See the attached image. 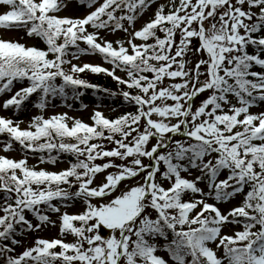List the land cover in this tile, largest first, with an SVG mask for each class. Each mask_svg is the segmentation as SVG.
<instances>
[{"label":"snow or ice","instance_id":"snow-or-ice-1","mask_svg":"<svg viewBox=\"0 0 264 264\" xmlns=\"http://www.w3.org/2000/svg\"><path fill=\"white\" fill-rule=\"evenodd\" d=\"M79 2L90 11L67 17L60 15L65 0H0V28L24 29L47 44L43 50L0 38V96L13 92L14 82H29L2 107L18 112L39 93L35 107L43 111L49 97L66 99L67 88L74 97L83 95L80 89L109 92L79 77L87 70L125 86L128 90L120 94L135 111L109 118L96 110L91 124L67 113L47 119L37 115L27 128H21L23 121L0 116V136L7 137L0 150L12 151L18 142L26 153L47 152L41 163H55L53 152L75 157L69 168L52 172L29 166L27 155L19 160L0 155L4 264H169L157 254V238L167 241L163 249L173 264H264V111L250 112L257 100H264V72L253 70L264 68V34L254 35L264 33V0H166L139 29L137 19L154 0ZM101 30H122L130 38L114 46L100 36ZM81 53H99L112 68L72 63ZM191 55L201 58L189 67ZM165 78L177 82L162 86ZM204 93L206 98L194 107ZM177 136L183 139L174 140ZM105 140L115 147L107 149ZM117 159L122 163L116 164ZM193 169L200 175L190 180ZM224 170L227 175L220 178ZM134 179V185L125 183ZM63 185L78 189L70 193ZM237 194L243 196L238 206L227 212L217 206ZM210 198L217 203H209ZM75 199L83 201L84 210L61 214L58 238H37L12 255L21 244L15 238L17 226L39 231L54 223L48 212H61L53 201L67 208ZM26 212L39 223L27 220ZM229 224L242 230L223 233ZM101 226L111 230L108 238ZM67 233L77 239L66 242ZM211 244L223 247L224 257Z\"/></svg>","mask_w":264,"mask_h":264},{"label":"rangeland","instance_id":"rangeland-1","mask_svg":"<svg viewBox=\"0 0 264 264\" xmlns=\"http://www.w3.org/2000/svg\"><path fill=\"white\" fill-rule=\"evenodd\" d=\"M65 2L67 4V7H65L61 11V13H60L61 16L82 17L88 11H90V9L84 8L83 6L76 4L74 2H70L69 0H65ZM165 2H166V0L154 1L151 4V6L145 10L144 14L137 19V21L134 25L135 29H139L146 21H148L150 18H152L154 16L155 12L157 11L158 5L160 3H165ZM177 2H178V0H177ZM2 11H4V9L2 7H0V12H2ZM165 11H167V8L165 9ZM127 26L128 25L126 24L125 27H127ZM90 31H92V30L90 29ZM131 32H132V29L129 28V33H131ZM129 33H125L122 30L116 31V32H108V31L104 30L103 32L100 33V36L105 38L108 41L114 42V46H117V45H115V41L129 39L130 38ZM21 36H22V34L20 32H17V31L14 32L10 29L0 28V38H2V39L11 40V41L15 42V40H22ZM176 39L179 40V37ZM34 43H35V37L32 38V41H29L30 46H32ZM135 43L139 44V43H141V41L139 39H136ZM200 58H201V55H191L189 57V59H190L189 67L194 66V64L196 62H198V60ZM203 58H205V57H203ZM72 63L78 64L80 66H82L85 63H88V64H92V65H100L102 67L109 68V69L112 68V65L106 63L103 56L99 53H81L79 55V59H73ZM78 75H81V73ZM116 75H119L121 77L126 78L125 73H123L119 70H117ZM57 80L59 82L60 81L62 82V79H60V78H58ZM24 86H28V83H23V84L17 83V85L14 86L13 92L11 94H7L5 96H0V116L12 118L13 120L23 121V123L20 125L21 128H27L28 127L32 117L35 116L36 110L33 108L29 114L16 117L15 116L16 112H14L13 109L5 110L2 107V104H3L4 100H6L7 98H10V96L13 95L15 91L19 90L21 87H24ZM83 98H84V106L86 105V107L83 111L79 110V109H74V108L71 109V108H68V107L63 106V105H61V106L56 105V106H52L49 110H47L48 112H46V114H45L46 118H50L53 115H59V114L67 113L70 118L85 120L87 123L91 124L92 123L91 117L94 114V111L99 110V111L103 112L105 114V116L108 115V109L102 110L100 108H97L95 105L94 98H92L88 92H84ZM232 102L236 103L235 100H233ZM169 103H172V102L169 101ZM262 111H264V100H262L261 102L255 103L254 106L250 108V112H252V113H258V112H262ZM153 118L157 119V117H155V116ZM69 121L71 122V120H69ZM173 122H175V121H173ZM155 143H156V141L153 143V145ZM0 149H2L1 146H0ZM0 155L7 156L9 158H19V155L17 154L16 150H12L10 153H5L4 151L0 150ZM144 163L148 164V163H150V161L146 158V159H144ZM39 169H44V170H48V171H52V172H60L62 170L67 169V165L64 163L58 167H53V168L50 166H43V167L41 166ZM114 171H116V169H110L107 172H114ZM191 173L192 174L188 175L187 178L190 180H194L195 177L198 176V173H195L194 171ZM104 175H106V173L99 174L95 183H100L103 180ZM225 176H226V172H222L220 178H224ZM137 179H139V178H137ZM135 183H136V179L131 180V181H127V184L134 185ZM164 186L168 187L167 184H165ZM199 186L204 187L203 182H201V184ZM124 187H125V184L124 185L122 184L121 189H123ZM205 191H206V189H205ZM116 194H119V192L114 193V195H116ZM92 202L98 204L99 200H93ZM208 202L209 203H215V201L211 198L208 200ZM239 204H240V202L237 200L236 202L232 203L231 205H229L227 207L222 206L221 204H217V206L220 207L222 211L227 212L228 210H230L234 206H238ZM56 205L61 206V212L56 213V215L50 217V221H52L54 223H50L47 226H43L39 231H30L29 230L28 232L24 233L22 236L18 237L17 240L21 241V244L16 245L14 247L15 251H14V253H12V255H16V254L21 253L25 249V247L33 246L34 241L37 238H46V239L58 238L59 234H60V227H61V220L59 219L61 214L64 211H67L70 214H74V213L82 212L84 210L83 201L78 200V199L76 201L69 202L67 208H65L63 205L58 204V203H56ZM148 211L150 212V214H152V211L155 212L154 210H151V209H149ZM2 214L3 213H0V215H2ZM156 215H157V213H156ZM101 227H103V226H101ZM106 230L108 231L107 236L109 237V233L111 230H109V229H106ZM237 230H240V229H234L230 225H227L226 227H224L222 229V232L229 234V235H233L234 232ZM63 238L66 240V242H74L77 239L71 233L65 234ZM210 246L216 251L218 257H223L222 253H220L223 247H220L217 249L215 244H211ZM158 255H161L166 260H169V264H173V262L170 260V258L168 256L167 252H160ZM224 264H228L226 262V260H224Z\"/></svg>","mask_w":264,"mask_h":264},{"label":"trees","instance_id":"trees-1","mask_svg":"<svg viewBox=\"0 0 264 264\" xmlns=\"http://www.w3.org/2000/svg\"><path fill=\"white\" fill-rule=\"evenodd\" d=\"M244 7L247 8L246 5ZM253 11H258V9H253ZM205 23L207 25L208 22L206 21ZM24 31H25V33L27 32L26 30H24ZM158 34L163 38V35H164L163 33H158ZM261 34H264V33H255L254 35L258 36V35H261ZM177 37H179V33L177 34ZM60 42H62V40ZM151 42L152 41H149V43H151ZM194 46H198V41H194ZM36 47L39 48V49L47 50V44L42 38H39V41H38ZM72 51H75V49H72ZM248 51L251 53L254 50L253 49L252 50L248 49ZM205 58H207V57L205 56ZM253 70H258L257 66H255L253 68ZM148 75L151 76L152 74L149 73ZM80 78L86 79L87 81H89L92 84L99 85L101 88L109 90V92H104V91L97 92L95 89H91L92 95H94V97L97 99V103H98L99 106H102V107L111 106V108L114 110V112L117 111V110H120V109L126 110V109H132L133 108V107L129 106L125 102L124 97L122 96V94H120L122 88L124 90H128V89H126V87L124 88L123 86H120L115 80H113L111 77L107 76L106 74H104V73L103 74L102 73L96 74V73L88 72V73H83L80 76ZM167 79L168 78H165V81H163V82H166ZM25 81H23V82H25ZM167 83L170 84V82H167ZM112 92L116 93V95H111L110 93H112ZM66 93H67V98L66 99L61 97V96L49 97L47 106L50 105V104H53L55 102H57V103L69 102L71 104L72 103L73 104H77V102L79 100H81V98H80L81 95L78 96V97H74L73 96L71 88H67L66 89ZM204 95H206V94H200L197 98H195L194 107L195 106H199L201 101H203L205 99ZM38 101H39V93L33 94V96L30 97L29 100L26 101L24 106L20 109L21 112H28L29 108L32 107V106H35V104ZM132 111H135V109L133 108ZM117 116H119V115H116L115 117H117ZM115 117H110V118H115ZM106 135H107V133H106ZM6 139H7L6 136H0V145L4 146V142H5ZM175 139H183V138L177 136ZM66 142L75 143L74 140H68ZM102 143H104V145L106 146L107 149H111V148L115 147L114 144H112V143H110V142H108L106 140L102 141ZM14 147L18 148V150L21 151V153H22V155H24V157H25V155H27L29 166H33V165H31L32 160L40 161L41 155H44L45 157L48 156L47 152L41 154L39 152L32 153V152L28 151L26 153L25 150H23L21 148V146L18 144V142H14L13 148ZM52 155L53 156H58V159L56 160V162L55 163H43V164H50V165L53 166V165H58L59 163L66 162L68 164V166L70 167V163L69 162H75V157L70 155V154H67V153L53 152ZM81 159H83V157H81ZM108 159L109 158H105L104 160H97L96 163L103 164ZM119 162L120 161L118 159L115 160L116 164H119ZM63 187L67 188L70 193H75L77 191V189H78V185H76L75 187H69L68 185H63ZM246 191H247V189H246ZM4 195H5V193L0 191V200H2ZM12 195L14 196V193ZM237 195H240L241 198H243L242 194H237ZM233 199L234 198H231L230 200H228V201H226L224 203H227V202H229V201H231ZM41 207H45V206H41ZM25 216H26V219L29 220V221H32V219H34V215L31 212H26ZM76 226H80L79 222H77ZM235 226H238V225H235ZM239 226H241V225H239ZM257 227H259V226H257ZM17 228H18V231H17L15 237H17V235L21 234L24 231V229L26 228V226L23 229H21L20 226H17ZM254 231H255V229H254ZM169 240H171V233H169ZM6 243L10 244V242H6ZM156 243H157L158 249H161L167 243V241L163 240L162 238H157ZM85 246H87V245H85ZM59 250L60 249H57V251H59Z\"/></svg>","mask_w":264,"mask_h":264},{"label":"water","instance_id":"water-1","mask_svg":"<svg viewBox=\"0 0 264 264\" xmlns=\"http://www.w3.org/2000/svg\"><path fill=\"white\" fill-rule=\"evenodd\" d=\"M103 232H104V234H103V235H106V232L104 231V229H103Z\"/></svg>","mask_w":264,"mask_h":264}]
</instances>
